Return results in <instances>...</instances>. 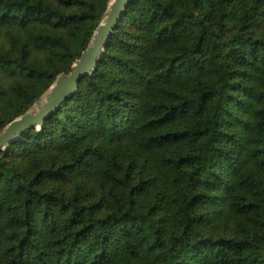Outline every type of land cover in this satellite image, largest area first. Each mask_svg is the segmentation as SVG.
I'll return each instance as SVG.
<instances>
[{
  "label": "trees",
  "instance_id": "1",
  "mask_svg": "<svg viewBox=\"0 0 264 264\" xmlns=\"http://www.w3.org/2000/svg\"><path fill=\"white\" fill-rule=\"evenodd\" d=\"M110 0H0V131ZM0 264H264V0H132L95 71L0 152Z\"/></svg>",
  "mask_w": 264,
  "mask_h": 264
},
{
  "label": "water",
  "instance_id": "2",
  "mask_svg": "<svg viewBox=\"0 0 264 264\" xmlns=\"http://www.w3.org/2000/svg\"><path fill=\"white\" fill-rule=\"evenodd\" d=\"M132 0H110L100 24L88 46L74 62L69 72L59 74L49 89L40 97L42 103L10 121L0 131V152L26 132L42 128L44 122L60 109L77 91L80 81L97 68L114 29Z\"/></svg>",
  "mask_w": 264,
  "mask_h": 264
},
{
  "label": "rangeland",
  "instance_id": "3",
  "mask_svg": "<svg viewBox=\"0 0 264 264\" xmlns=\"http://www.w3.org/2000/svg\"><path fill=\"white\" fill-rule=\"evenodd\" d=\"M107 8H108V5H107ZM107 10V9H106ZM106 12V11H105ZM42 99V98H41ZM39 99L32 107L31 109H36L41 103H42V100ZM39 104V105H38Z\"/></svg>",
  "mask_w": 264,
  "mask_h": 264
},
{
  "label": "bare ground",
  "instance_id": "4",
  "mask_svg": "<svg viewBox=\"0 0 264 264\" xmlns=\"http://www.w3.org/2000/svg\"><path fill=\"white\" fill-rule=\"evenodd\" d=\"M39 105V104H38Z\"/></svg>",
  "mask_w": 264,
  "mask_h": 264
}]
</instances>
